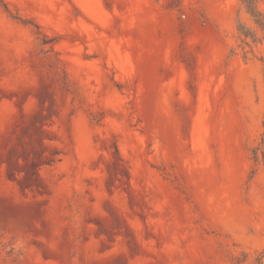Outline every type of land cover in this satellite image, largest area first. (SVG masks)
Listing matches in <instances>:
<instances>
[{
  "label": "rangeland",
  "instance_id": "374dc122",
  "mask_svg": "<svg viewBox=\"0 0 264 264\" xmlns=\"http://www.w3.org/2000/svg\"><path fill=\"white\" fill-rule=\"evenodd\" d=\"M0 264H264V0H0Z\"/></svg>",
  "mask_w": 264,
  "mask_h": 264
}]
</instances>
